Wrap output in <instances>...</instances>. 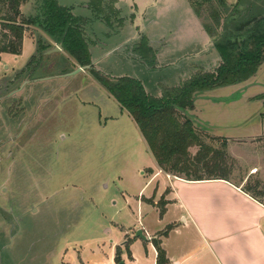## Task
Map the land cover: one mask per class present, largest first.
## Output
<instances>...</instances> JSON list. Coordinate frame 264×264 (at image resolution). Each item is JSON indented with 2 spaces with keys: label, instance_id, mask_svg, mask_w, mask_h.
Listing matches in <instances>:
<instances>
[{
  "label": "rangeland",
  "instance_id": "rangeland-1",
  "mask_svg": "<svg viewBox=\"0 0 264 264\" xmlns=\"http://www.w3.org/2000/svg\"><path fill=\"white\" fill-rule=\"evenodd\" d=\"M41 1L29 0L24 6L25 15L34 17ZM102 1L111 7L103 6ZM102 1L92 2L98 8L93 17H115V10L119 18L114 28L127 32L130 39L137 32L168 31L171 44L180 50H190L197 46V41L201 43L202 33L208 36L203 29L204 18L212 24L210 14L222 10L217 0ZM192 1L198 4L204 18L195 13ZM224 1L226 9L221 12L215 35L208 36L213 49L214 42L225 32L222 27L228 19L225 17L231 15L240 20L246 11L250 15H264V0ZM236 3L240 6L234 10L232 6ZM26 29L35 43L40 31ZM141 38L147 40L145 35L139 41ZM203 51L202 46L201 54ZM34 53L29 40H25L19 56H0V264L16 259L26 264H45V252L52 251L53 245L59 248L63 244H77L81 252L95 243L94 238L107 245L101 213L114 221L120 218L127 222L131 213L136 214V204L129 201L124 205L125 200L138 195L147 181L141 172L153 167L137 128L118 109L117 102L107 92L104 94L102 88L94 87L90 94V89H80L82 82H87L83 80L87 71L52 79L61 70L69 73L79 65H73L58 53L49 56L43 53L39 68L14 81L20 70L13 69L25 67ZM210 53L205 64L214 68L216 60L212 59V50ZM216 58L219 62L218 53ZM263 69L264 61L259 73ZM132 70L113 66L108 72L116 77L120 72L131 74ZM173 70L165 67L156 73L170 77ZM38 79L42 82L26 86L17 96V89L24 83ZM12 82L15 83L10 85ZM60 84L67 85L54 91ZM260 86L264 90V82ZM11 92L13 96L7 98ZM205 141L220 148L219 142ZM196 150V147L190 148V154ZM225 152L229 179L243 188L252 187L264 202V134L255 141L227 142ZM80 209L87 215L80 214L77 211ZM70 219L76 223L70 225L71 233L52 237L54 220ZM80 220L82 225L78 227ZM129 220L133 222L132 216ZM147 224L155 226L149 220ZM31 259L33 262L29 263ZM48 259L52 261V256Z\"/></svg>",
  "mask_w": 264,
  "mask_h": 264
},
{
  "label": "crops",
  "instance_id": "crops-1",
  "mask_svg": "<svg viewBox=\"0 0 264 264\" xmlns=\"http://www.w3.org/2000/svg\"><path fill=\"white\" fill-rule=\"evenodd\" d=\"M55 1L60 7L70 9L71 14L84 19L83 36L88 46L91 64L96 70L110 76L112 74L108 69L113 66L121 69L133 68L131 74L120 72L114 75L116 77L113 75L110 77L135 78L142 83L145 92L153 97H160L163 88L176 87L200 71H213L220 62H217V52L211 48L210 38L204 32L201 43L197 41L196 47L180 50L176 44H171V34L168 31L166 33L154 29L149 33L137 32L138 35L134 34V38L130 39L127 32L114 28L119 13L113 8L115 17L108 19L93 17L96 7H91L90 3L99 0H92L90 3L85 0ZM102 5L111 7L108 3ZM24 6L21 12L26 16ZM141 35L147 37L152 55L145 51V56L141 57L134 52ZM25 40H29L35 51V43L27 32L24 34L22 48ZM202 46L205 51L201 54ZM211 50L212 59L216 60L214 68L205 64L210 58ZM58 54L67 57L63 51ZM165 67L174 68L173 76L170 73V77H160L156 73L158 69ZM262 67L263 63L256 74L247 81L195 94L193 107L186 115L196 131L208 138L226 140L229 143L250 142L262 137L264 90H261L260 84L264 82V69L259 73ZM22 69L24 66L13 70ZM60 72L62 73V70ZM66 74L51 78L73 77H64ZM85 74L87 75H84L83 80L87 82H82L80 89H90V94L94 87H99L106 94L102 86L87 72ZM41 82L40 79L27 81L21 90L17 89L16 92L19 93L15 94L19 96L20 91L22 92L26 86H35ZM66 85L60 84L54 91L62 90ZM13 93H9L7 98H11ZM115 104L121 112L127 114L118 103ZM143 143L153 161V167L141 172L147 181L138 195L134 198L128 196L124 204L128 205L129 201L136 204V214L131 213L125 222L120 221V218L114 221L101 213L102 233L107 235V245L99 242L98 238H94L95 243L86 246L82 252V248L77 244L72 246L63 244L59 248L53 245L52 251L45 252V264H156L157 252L152 239L160 242L168 264H264V202L254 198L231 179L186 181L166 174L156 165L144 140ZM160 201L164 202L162 215L158 207ZM77 211L82 215L86 214L82 213L81 209ZM131 216L133 222L129 220ZM148 220L155 226L147 224ZM81 221L78 227H81ZM72 224V219L54 220L52 237L71 233ZM168 226L172 228L166 235H162ZM137 230H141L146 239L137 237L135 235ZM116 248L120 249L119 263L115 261ZM51 256L52 261L48 259ZM32 262L33 259L29 260V263ZM5 264L26 262L16 259Z\"/></svg>",
  "mask_w": 264,
  "mask_h": 264
},
{
  "label": "trees",
  "instance_id": "trees-1",
  "mask_svg": "<svg viewBox=\"0 0 264 264\" xmlns=\"http://www.w3.org/2000/svg\"><path fill=\"white\" fill-rule=\"evenodd\" d=\"M212 1V0H211ZM222 10L210 14L208 23L198 4L195 13L204 18L203 29L209 37L215 35L221 12L226 9L224 0H217ZM29 0H0V54L19 56L26 28H37L40 35L35 41L36 50L14 81L21 75H31L37 68L44 52L53 44H61L67 60L80 67L91 66V57L83 36L84 19L74 17L70 9L60 7L55 0H42L34 17H26L21 8ZM94 7L93 3H90ZM240 3L232 6L238 8ZM99 7V6H98ZM98 9V8H97ZM95 9V12H97ZM240 20L231 15L225 17L223 35L214 42L220 62L211 72L200 71L176 87L163 88L160 97L147 94L142 83L134 78H112L91 66L89 76L102 86L135 123L158 168L186 181L229 180L226 167V140L208 138L197 132L186 112L193 107L194 95L219 87L235 85L254 76L264 61V15H250L248 11ZM97 18V17H96ZM136 52L144 57L145 51L152 55L147 40L141 38ZM38 55L37 59L36 56ZM40 59V60H39ZM68 72H63L66 74ZM264 120V114L262 115ZM205 139L219 142L220 148L206 143ZM196 147L195 154L189 149ZM259 199L252 187L244 188ZM160 215L164 202L160 201ZM168 226L162 235L171 229ZM129 244V241H128ZM157 258L156 264H168L160 242L152 239ZM116 263L120 262V249L116 248Z\"/></svg>",
  "mask_w": 264,
  "mask_h": 264
},
{
  "label": "water",
  "instance_id": "water-1",
  "mask_svg": "<svg viewBox=\"0 0 264 264\" xmlns=\"http://www.w3.org/2000/svg\"><path fill=\"white\" fill-rule=\"evenodd\" d=\"M63 49H62V45L61 44H55L54 47L46 52H44L45 55L49 56V55H52V54H56V53H60L62 52ZM92 66V65H91ZM91 66H85V67H77L74 71H72L71 73L69 74H66L64 75V77L66 76H74V75H77L81 72H86ZM137 237H140L141 239H146V237L143 235L142 231L141 230H137L136 231V234H135Z\"/></svg>",
  "mask_w": 264,
  "mask_h": 264
}]
</instances>
